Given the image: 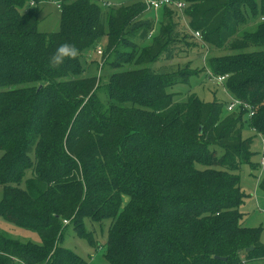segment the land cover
<instances>
[{
	"label": "trees",
	"instance_id": "16d2710c",
	"mask_svg": "<svg viewBox=\"0 0 264 264\" xmlns=\"http://www.w3.org/2000/svg\"><path fill=\"white\" fill-rule=\"evenodd\" d=\"M44 1L60 6L58 32L38 30ZM183 1L198 46L234 52L209 58L204 70L227 77L230 102L248 107L176 101L170 88L196 71L148 67L198 47L174 7L161 9L157 31L141 0L107 18L97 0H0V218L41 238L0 233V264H87L60 245L69 224L97 245L85 219L111 221L110 264H264L263 228L243 224L239 174L260 166L241 131L264 136V50L245 51L264 46V0ZM246 13L257 20L252 30ZM102 40L104 60L116 53L131 67L104 90L81 60ZM63 42L77 55L50 64Z\"/></svg>",
	"mask_w": 264,
	"mask_h": 264
},
{
	"label": "rangeland",
	"instance_id": "374dc122",
	"mask_svg": "<svg viewBox=\"0 0 264 264\" xmlns=\"http://www.w3.org/2000/svg\"><path fill=\"white\" fill-rule=\"evenodd\" d=\"M140 0H97L98 4L101 6L102 14L105 18L108 17V13L113 10L121 7V5H129ZM186 4L183 0L180 1ZM185 6V7H186ZM184 7V8H185ZM40 11V20L38 24V30L40 32L54 33L59 31L60 20H61V9L56 2L44 1V3L39 4ZM182 9L180 13L179 20V29L183 33H187L191 36H194L191 28L188 24V19L185 14V9ZM161 9L147 11L144 15L146 19L155 21V30L158 31L159 23L162 17L163 12ZM249 26H245L244 29L252 30L256 26V21L252 19L251 16L246 13ZM243 28V27H242ZM153 34V35H152ZM156 32H152L151 35L154 36ZM152 36H149V39H152ZM200 38V37H199ZM199 38H195L197 46L202 45ZM150 41V40H148ZM148 41L146 42L147 44ZM105 40L99 42L98 45L92 46L90 49L85 50L82 53L81 60L85 64L86 75L91 76L92 74L98 76L99 78V89L104 90L109 84L111 76L115 72L122 70L130 69L128 62L123 63L124 59H118L116 53H111V56L108 55L106 60L103 57L105 51ZM200 43V44H199ZM182 48L183 46L180 44ZM100 47V49H98ZM188 47V46H187ZM189 50L185 52H174L173 59L171 61L165 58L161 61L153 63L148 67L150 69L157 70H168L176 71L180 69L195 70L196 76H193L189 79L187 83L178 84L170 88V92L175 93L176 101H185L188 95H196L199 99L204 102H212L214 100H219L226 103H231L228 94L224 91V87L221 83L218 82L217 77H213L211 72L204 70L206 67V62L209 58L214 56L228 55L229 53H234L233 51H228L226 49L212 48L210 46L203 47H188ZM101 50V54L98 51ZM264 50V46L260 48L250 47L245 51H260ZM119 60H122L119 62ZM106 61L105 65L104 62ZM122 64L121 66H119ZM194 71V72H195ZM104 99V98H103ZM243 139L251 138V150L253 152L252 162L261 163V160L264 157V136L257 135L248 125H245L242 129ZM239 174L242 178L241 188L242 191L246 194V199L244 203L240 206L241 212L244 215L243 224L246 227L253 228H263L261 233V239L264 244V214L262 210L264 209V189L260 188V183L263 180L264 176V167L261 165L258 167L254 173H252L251 166L243 165ZM2 192L0 190V198ZM111 221L105 220L103 222H92L88 219L84 220V227L87 231L92 232L94 239L96 241V246H91L84 238H79L76 235L73 225L69 224L64 229L62 233V240L60 245L64 248L71 249L74 251L82 260H85L87 264H110L109 261L105 258L106 254V242L107 235L109 232ZM0 233H3L9 236L12 239L22 241V242H31L34 244H40L41 238L38 232H33L24 228L17 227L8 220L0 218Z\"/></svg>",
	"mask_w": 264,
	"mask_h": 264
},
{
	"label": "built area",
	"instance_id": "2783aa9c",
	"mask_svg": "<svg viewBox=\"0 0 264 264\" xmlns=\"http://www.w3.org/2000/svg\"><path fill=\"white\" fill-rule=\"evenodd\" d=\"M145 6H146V10L147 11H151V10H158V9H162L165 7H174L178 12H182V9L185 7V4L183 2L180 1H176V0H141ZM195 37L199 38L201 37L200 32L195 33ZM99 54H101V50L98 51ZM218 78V82L223 84V82L225 81V79L227 77H217ZM244 106L245 108L248 107V105H244L242 102L233 99L232 103L229 105L228 107V112L233 111L236 107H241ZM253 113L250 114V116ZM264 139V138H263ZM261 165L262 167H264V157L261 160ZM262 213L264 214V209L262 210ZM68 221L66 220L64 223L66 225Z\"/></svg>",
	"mask_w": 264,
	"mask_h": 264
},
{
	"label": "clouds",
	"instance_id": "9594fccd",
	"mask_svg": "<svg viewBox=\"0 0 264 264\" xmlns=\"http://www.w3.org/2000/svg\"><path fill=\"white\" fill-rule=\"evenodd\" d=\"M76 55L77 49L73 45L63 42L56 47L55 53L49 57V62L53 65H60L66 58L71 59Z\"/></svg>",
	"mask_w": 264,
	"mask_h": 264
},
{
	"label": "water",
	"instance_id": "95a60500",
	"mask_svg": "<svg viewBox=\"0 0 264 264\" xmlns=\"http://www.w3.org/2000/svg\"><path fill=\"white\" fill-rule=\"evenodd\" d=\"M216 259H219V260H224V261H226V260H227L226 258H222V257H221V258H217V257H216Z\"/></svg>",
	"mask_w": 264,
	"mask_h": 264
},
{
	"label": "bare ground",
	"instance_id": "6f19581e",
	"mask_svg": "<svg viewBox=\"0 0 264 264\" xmlns=\"http://www.w3.org/2000/svg\"><path fill=\"white\" fill-rule=\"evenodd\" d=\"M195 35V34H194ZM260 165H261V163H260ZM262 166V165H261Z\"/></svg>",
	"mask_w": 264,
	"mask_h": 264
}]
</instances>
